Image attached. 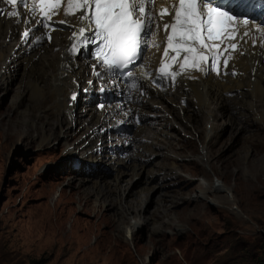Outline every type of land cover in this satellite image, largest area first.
I'll use <instances>...</instances> for the list:
<instances>
[{
  "label": "bare ground",
  "instance_id": "obj_1",
  "mask_svg": "<svg viewBox=\"0 0 264 264\" xmlns=\"http://www.w3.org/2000/svg\"><path fill=\"white\" fill-rule=\"evenodd\" d=\"M56 2L58 6L49 9L51 15L38 20L31 12V3L14 8L0 0V88L8 84L16 67L24 65L25 93L31 99L24 113L25 123L30 121L33 128L38 125L36 132L42 140L62 128L66 129L63 140L76 138L73 151L83 159L75 157L72 162L83 166L80 173L83 176L97 178H92L96 180L93 181L94 198L103 199V206H115L117 230L122 231L126 239L133 237L134 227L140 224L150 226L152 234L161 233L162 229H168L170 221L174 224L170 213L173 205L181 203L187 207L198 200H209L212 205L233 203V188L221 182L215 185L208 181L206 175L201 179L195 198L179 193L176 188L186 179L179 174L177 159L186 158L178 155L185 148L183 136L187 135L189 143L191 139L198 141L200 150L198 158L187 156L188 160L209 169L210 163L214 162L211 147L220 136L223 121L230 123L232 128L236 126V131L264 128V35L258 25L254 21L239 25L235 39L237 46L233 52L228 54L219 48L217 77L205 76L201 70L179 72L175 68L168 71V74H176L174 86L162 79L158 81L155 63L159 53H149V49L143 67L138 64L127 83L123 84L116 82L105 67L85 53L74 59L68 57L71 34L85 22V18L80 19L82 14L85 17V12L82 7H74L65 15L69 0ZM13 10L20 15H7ZM45 21L48 26L44 29L41 25ZM25 32L29 33L27 37L23 35ZM148 61L155 64L152 72ZM72 91H76L77 96L70 103ZM79 105L83 112L76 111ZM238 106L243 113L237 111ZM136 118L141 120L138 126L133 125ZM219 119H222L221 123ZM202 123L203 130L200 129ZM120 124L122 129H118ZM187 124L190 129L194 128L196 134L187 130ZM174 125L182 129L183 135L174 129ZM78 132L80 136H77ZM25 134L27 136L29 132L25 131ZM125 140L130 142L129 147L124 144ZM144 145L150 147L145 148ZM109 146L118 150L121 147V152L131 150V156L127 159L114 157L106 151ZM73 151L66 150V154H73ZM167 158L172 160L169 164L159 163ZM85 168L92 172H86ZM78 170L73 171L78 175ZM136 183L140 185L138 189H135ZM175 183L178 184L174 188ZM132 188L133 200L122 204L121 199L124 200ZM152 189L158 191L157 206L151 214L142 215L143 201ZM168 192H176L177 195L167 201L169 198L162 197ZM221 192L226 193L227 199L217 197ZM125 220L128 221L127 226L124 225ZM174 226L181 228L178 224Z\"/></svg>",
  "mask_w": 264,
  "mask_h": 264
},
{
  "label": "rangeland",
  "instance_id": "obj_2",
  "mask_svg": "<svg viewBox=\"0 0 264 264\" xmlns=\"http://www.w3.org/2000/svg\"><path fill=\"white\" fill-rule=\"evenodd\" d=\"M23 67H16L8 84L0 88V264H31L32 259H43L44 264H262L264 128L236 131V126L223 121L220 136L211 147L214 162L209 169L190 163L188 159L198 158L200 150L198 141L189 143L190 137L184 135L185 148L178 156L186 158L177 159V167L186 182L176 190L195 198L206 175L215 185L221 182L233 188V203L212 205L209 200H198L187 207L173 205L170 213L180 229L170 221L168 229L152 234L150 226L140 224L134 227L133 237L126 239L116 228L115 206H103V199L94 198L93 179L97 178L80 174L83 166L72 167L75 157L83 159L73 151L76 138L63 140L66 129L62 128L42 140L36 132L38 125L33 128L30 121L25 123L31 99L25 93ZM82 108L79 105L76 111L83 112ZM237 111L242 112L240 106ZM174 129L182 132L177 125ZM187 130L193 135L196 132L188 124ZM66 150L74 153L66 154ZM139 187L136 183L135 189ZM132 190L121 199L122 204L133 200ZM157 195L153 189L149 192L142 215L153 212ZM175 195L168 192L162 198L169 201ZM217 197L227 199L223 192ZM124 222L127 226L128 221Z\"/></svg>",
  "mask_w": 264,
  "mask_h": 264
},
{
  "label": "snow or ice",
  "instance_id": "obj_3",
  "mask_svg": "<svg viewBox=\"0 0 264 264\" xmlns=\"http://www.w3.org/2000/svg\"><path fill=\"white\" fill-rule=\"evenodd\" d=\"M6 3L15 6L18 0H5ZM24 0H20L23 3ZM202 6L201 11L198 13L197 4L198 0H179V6L175 9L174 20L171 25L166 24L165 28L171 27L172 35L167 37V45L164 49L165 56L168 55V49L172 48L174 51L186 50L190 55L185 56V63L191 59L193 63H199L206 59L203 55H198L194 45L199 44L201 48L209 47L204 43V36L202 31H206L207 38L215 41L220 37L221 32L224 36L229 35L227 32H217L216 30V16H225L226 14L216 7L212 6L210 0H199ZM94 3V16L92 17L95 24L96 32L94 39L102 40L103 47L101 53L106 49L110 54V60L108 56H105L104 63L109 67L113 65L126 64L134 50L139 46L140 32L142 25L139 19H133V15L136 9H139L141 14L144 13L143 0H84L82 4H73L72 0H69L68 8L65 10V15L74 8L80 7H92ZM56 0H52L51 3L46 4L44 0H34L32 5V12L35 13L39 10L42 16L51 15L49 9H55L57 7ZM207 15L206 21L201 19ZM2 13V9H0ZM9 16H19L20 14L13 10L7 13ZM82 14L80 19H84ZM227 20H232L231 16H227ZM23 22L27 23L26 20ZM60 23H64L61 21ZM48 25L45 23L44 27ZM83 33L84 29H80ZM180 33L177 35V33ZM145 32V36H147ZM25 37L29 35L28 32L23 33ZM235 48V45H232ZM215 59L213 57L212 68L215 69ZM227 61H225V64ZM184 65H181L183 68ZM163 71V69H161ZM75 99V95L72 97Z\"/></svg>",
  "mask_w": 264,
  "mask_h": 264
},
{
  "label": "trees",
  "instance_id": "obj_4",
  "mask_svg": "<svg viewBox=\"0 0 264 264\" xmlns=\"http://www.w3.org/2000/svg\"><path fill=\"white\" fill-rule=\"evenodd\" d=\"M260 255H261V261L263 260L262 264H264V248L261 249L260 251ZM31 264H44V260L43 259H32Z\"/></svg>",
  "mask_w": 264,
  "mask_h": 264
}]
</instances>
